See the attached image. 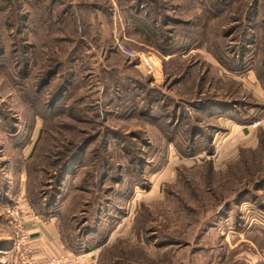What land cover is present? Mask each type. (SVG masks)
<instances>
[{"label": "rangeland", "instance_id": "obj_1", "mask_svg": "<svg viewBox=\"0 0 264 264\" xmlns=\"http://www.w3.org/2000/svg\"><path fill=\"white\" fill-rule=\"evenodd\" d=\"M24 1L11 0L20 5ZM160 1L166 14L184 20L205 5L212 8L211 41L191 50L185 47L172 57L159 47L160 37H154L145 26L146 32L134 30L117 0L103 1L112 11L109 16L98 12L97 19L90 16L93 29L76 33L64 26L63 33H57L59 40H68L57 44L61 53L52 58L62 66L61 71L38 97L32 87L41 81L48 61L36 60L35 67L30 61L25 72L29 80L21 78L23 58L18 54L32 50L22 45L32 46L35 38L31 31H24V41H17L14 48L17 29L11 25L17 17L8 18L15 11L1 10L10 0H0V53L4 51L7 58H0V161L5 164L12 162V156H37L41 165L47 164L44 172L37 165V185L48 192L57 188L56 212L65 211L73 200H82L83 208V200L94 198L91 192L95 187L101 195L115 187V194L107 195L114 200L108 207L110 219L103 217L99 226L103 235L99 241L109 233L97 247L105 264H264V138L259 135L264 132V117L243 126L231 116L220 118L222 129L216 132L212 151L198 144L199 153L190 156L193 149L185 142L166 145L161 135L166 117L159 122L150 120L131 109L130 103L125 109L123 105L109 106L101 93L107 83L103 68L115 67L110 81L121 83L122 89L133 86L142 94V84H147L165 90L168 103L181 98L237 100L233 108L247 116L257 114L253 106L264 104L263 81L257 76L264 73V34L260 29L264 30V0H201L195 10L186 0ZM5 20L12 24L6 25ZM157 28L164 27L160 23ZM229 32L233 35H227ZM80 38L85 45L69 60ZM253 38L258 41L252 48L257 55L254 61L247 60L248 67L229 72L220 57L216 58L226 48L240 47ZM119 40L139 52L157 54L163 74L155 79L139 67L138 61L120 51ZM34 55L32 52L28 60ZM71 62L76 75L65 72L70 91L59 100L60 107L50 110L46 105L49 92L61 78L64 65ZM228 63L237 68L235 60ZM168 73L180 81L175 82ZM128 97L131 103L139 101L132 92ZM33 105L42 115L53 116L35 115ZM191 110L198 120L181 122L177 131L200 122L209 134L207 125L215 122L205 112ZM46 156H66L67 163L72 160L68 172L56 181L58 185L51 180L61 163L53 165V159ZM6 171L8 167L3 169L5 175ZM121 182L131 191L127 197L118 196ZM13 202H0V264H13L16 257L13 226L6 213V206Z\"/></svg>", "mask_w": 264, "mask_h": 264}, {"label": "trees", "instance_id": "obj_2", "mask_svg": "<svg viewBox=\"0 0 264 264\" xmlns=\"http://www.w3.org/2000/svg\"><path fill=\"white\" fill-rule=\"evenodd\" d=\"M103 1L110 0H26L24 3H22V5L18 3L13 4L10 0V4L9 2L7 4L8 7L6 6V8L3 7L1 9L4 10L10 8L12 11H15V14L8 15V18L17 17V21L15 23L13 22V25H11V20H5L6 25H11L13 28L17 29L15 39L16 41H14L16 44L14 48L18 47L17 41H24V31H31L36 41V45H34V41L32 46H29L28 44L25 46L23 44L25 42H22L23 47H31V49H33L29 52L26 49H23V52H19L18 54L19 58H23L21 61L23 64V67H21V78L25 81L29 80L26 78L25 72L26 70L28 72V68L31 66L32 61L34 67L36 66L34 64L36 60L45 59V61H48L44 72L41 74L42 76H40L41 81L37 82V84L32 87L36 96L42 97L43 92L46 91L47 86L51 83V79L60 73L59 71H61L62 66H58V64L55 63L56 60H53L52 58L54 57L55 59V56L58 55V53H61L60 50L62 47H59L57 44L66 43L68 40H59L57 33H63V29H65V27H72V30H74L76 33L85 32L90 28L93 29L92 23H90V20H88L90 16L94 14L93 19H97L98 12L102 16H109L111 13L110 11H112V8H109L107 5L105 6ZM117 1L119 2V6L124 16H127L128 18L127 22L135 28L133 29L138 32V30L143 29L145 26V29H148L150 32H152L154 37L159 36L161 41L159 47L164 51L165 54H170L172 57L185 47H188V50H191L194 47H201L205 43L211 41L210 33L211 29L213 28L211 22L213 21L215 14L213 13V9L207 7L206 5L204 9L197 11L198 14L188 13L190 18L184 20L179 16H170L168 13L166 14L167 10H164V2L160 0ZM199 1L201 0H186V2L192 3L194 10L195 8L197 9V3ZM86 10L88 13H85ZM195 20L199 21L196 22ZM106 22H108V20H106ZM172 22L175 23V26L170 27L169 23ZM160 23L164 28H157ZM260 29L262 31L260 32L263 35V27H260ZM142 31L145 30L143 29ZM229 34L232 33L229 32L227 35ZM244 42L247 43L244 44ZM244 42H236L241 44L240 47L237 46L236 48L234 47L232 49L226 48L227 51H224V53L220 54V56L215 55L216 58L220 57L218 60L222 62V65H224V67L229 72H238L237 69L242 70L248 67L247 65L249 61L252 59V61H254V57L257 54H254L255 51L252 48L258 41L256 42V39L253 38L251 40H245ZM75 43L76 46L71 50L69 60L75 58V53L82 50L85 45L83 38L76 40ZM216 45L219 46L218 44ZM237 48L239 49L237 50ZM32 52L36 55V57H33L32 59L30 57L28 60V56H30ZM108 52L111 53V51ZM13 53L15 52L13 51ZM112 54L115 53L112 52ZM15 55H17V53ZM0 58L5 60L7 59L5 58L4 51L0 53ZM248 59L249 61H247ZM232 60L236 61L237 68L232 67V65L228 63L232 62ZM69 64L70 63L64 65L65 70L64 72H61V78L52 89V92H49V100L47 101L46 105L50 110L60 107L58 104L59 100H62L64 96L70 91V82L68 81L65 72L69 73L68 75H73L75 74L76 69L74 68V64H72V62L71 65ZM132 65L133 64H131V67ZM113 72H116L115 67L111 69L103 68V73L105 74L103 77L105 80H107V83H103L104 88L102 90L103 92L101 93L102 99L105 101V103L109 106L114 105L117 107L123 105L121 108L124 109L127 108L126 103H130L131 109L137 110L136 112L138 114L144 115L146 117L148 116V119L154 120L156 122L163 121L164 117H166L168 120L167 125L164 128L167 129H160L162 130L161 135H163L166 140V145L168 146V144L172 142L178 143V141L181 143L185 142L193 149L192 151L190 150L191 152H188V155L190 156L199 153L197 150L198 144H202L200 146H203L204 150L209 152L212 151V142L215 138L216 132L222 129V126H219L218 122L220 118L231 116V118L236 120L239 124L244 125L250 124V122H253L255 119L258 120L264 117V104L262 103H256L253 106L256 107L257 114L251 116H247V113H243L242 111L233 108L235 104L239 103L237 100L230 101L218 97L216 99L212 97H204L193 100H185L181 98L180 101H172L171 103H168L166 100L168 98V94L165 90L153 88L147 84H142V88L140 87L144 90L142 94H138L137 88H134L133 86H125V88L122 89L123 87L121 83H112L110 81V77L112 76ZM187 74L188 72L183 76ZM169 75L170 74L168 73V76ZM73 76H71V79ZM170 76L171 79L175 78V82L178 83V81H180V79L176 77L175 74ZM257 76L263 81L262 83L264 86V73L258 74ZM108 90H110V92ZM129 92H132L134 96L139 98L137 103L129 102L131 100L129 97L127 98ZM241 103L243 104L244 102L242 101ZM34 108L36 110H34V112H37L35 115H42V112H40L39 109H37L35 106ZM191 108L194 109L195 113L200 111L205 112L209 115L210 119L215 122L214 125H207V128H210L209 134L206 133V128L201 125L200 122H193L190 127L184 128L182 132L177 131L178 124L181 122L189 119L198 120L197 114H193ZM157 109H160V114H157ZM42 116L46 119H49L53 115L43 114ZM259 135L264 138V132H260ZM186 137H188L187 140ZM26 141L23 142L24 145ZM80 146L82 145L80 144ZM12 157L11 163L6 161L4 164V162L0 161V202H5L10 194L14 195L18 193L20 181L19 174L21 166L24 163L28 175L26 188L29 202L35 208L36 212L45 218L52 215L58 216L62 240L68 250L73 251L74 253H82L93 250L101 245V243L105 242L109 233L103 238V240L99 241V238L103 237L99 231V226L104 220L103 217L106 216L110 219L108 216L110 209L108 207L109 205L113 204L112 202L114 200H112L111 197L107 195L113 193L115 194V187L107 190L106 195H101V190L95 187L91 192L95 194L94 198L92 200H83V208H80L82 200H73L70 202V206H67L65 211L56 212L55 209L58 192L56 191L57 188H54L53 186L54 183H57L58 185V182L56 181H58V179H60L64 173L68 172L69 164L72 162V160L67 163L64 159L66 156H46L48 160L53 159V165L57 166V164L61 163L59 165V170L55 173V175H53L51 180L54 181V183L51 184L52 186L50 185L53 187L52 191L48 192L46 191V188H42V186L39 187L37 185L36 178V171L38 169L37 165L40 166V171L44 172L47 169V164L46 166L41 165L40 158L38 157L37 159V156H28L25 161L22 160V156ZM4 167H13V184H9L7 177L3 172ZM120 185H123V187L120 191L121 193L119 192L118 196L121 198L126 195L127 197L131 191L127 189V186H125L124 183L121 182ZM116 207V211L119 212V203H117ZM115 221L116 223L120 222L118 218ZM104 249L106 250V248ZM104 249L102 253L105 255ZM100 264H105L102 257L100 259Z\"/></svg>", "mask_w": 264, "mask_h": 264}, {"label": "built area", "instance_id": "obj_3", "mask_svg": "<svg viewBox=\"0 0 264 264\" xmlns=\"http://www.w3.org/2000/svg\"><path fill=\"white\" fill-rule=\"evenodd\" d=\"M120 51L133 61H138V66H143L147 73L158 79L163 74L162 60L154 53L139 52L125 43L118 41ZM257 125V124H256ZM6 213L13 226L16 264H72V259L66 255L38 257L33 245L32 234L26 220L30 215H35L33 207L27 200L19 197L6 206Z\"/></svg>", "mask_w": 264, "mask_h": 264}, {"label": "crops", "instance_id": "obj_4", "mask_svg": "<svg viewBox=\"0 0 264 264\" xmlns=\"http://www.w3.org/2000/svg\"><path fill=\"white\" fill-rule=\"evenodd\" d=\"M27 157L28 156H22V160L25 161ZM24 165L25 164L23 163L19 174V191L17 194H10L8 196V200L11 199L15 201L19 197H21L22 200L25 199L28 201L26 188L28 175L26 167ZM8 170L9 172L6 171V177L9 184H13V167H9ZM35 213L37 214V216L30 215L27 217L26 224L32 234L33 245L38 257L63 254L73 260L72 264H100L99 248H95L93 250L85 251L82 253H74L73 251H70L66 248L62 240L60 221L57 215H52L45 218L42 215L38 214L36 211ZM13 264H16V257L13 259Z\"/></svg>", "mask_w": 264, "mask_h": 264}]
</instances>
